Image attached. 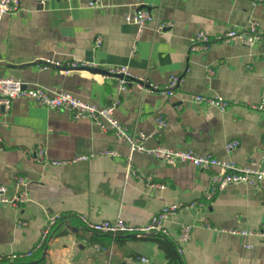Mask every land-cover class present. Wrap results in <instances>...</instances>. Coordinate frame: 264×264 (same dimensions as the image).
Returning a JSON list of instances; mask_svg holds the SVG:
<instances>
[{"label": "crops", "instance_id": "1", "mask_svg": "<svg viewBox=\"0 0 264 264\" xmlns=\"http://www.w3.org/2000/svg\"><path fill=\"white\" fill-rule=\"evenodd\" d=\"M87 1L21 0L18 10L0 15V76L67 90L98 106L113 104L114 115L128 131L147 135L146 147L210 152L264 168V112L248 107L264 97V43L216 39L251 20L264 30V2L110 0L92 6ZM139 8L149 10L152 19L137 37L138 26L125 15ZM163 21L169 25L159 27ZM199 30L212 41L204 51H191L189 43ZM40 56L95 66L68 73L57 67L40 69L34 64ZM109 65H126L159 86L172 74L182 80L172 95L144 91L134 83L119 91L116 77L102 76ZM194 93L219 95L231 105L222 111L193 100ZM158 116L165 120L160 128ZM0 136V184L13 195L15 177L23 176L28 192L18 205L0 201V264H264V233L229 231L264 225V192L259 188L240 182L217 189L204 205L169 215L167 235H110L85 229L79 215L90 220L119 215L133 224L146 223L165 204L203 200L216 168L169 165L145 151L130 152L126 141L95 122L24 97L0 110ZM233 139L238 145L226 150L225 143ZM37 146L47 162L31 158ZM80 155L88 156L76 158ZM128 160L131 171L126 173ZM53 213L61 219L44 246L32 257L11 259L10 253L37 242ZM180 223H190L192 229L178 250Z\"/></svg>", "mask_w": 264, "mask_h": 264}, {"label": "built area", "instance_id": "2", "mask_svg": "<svg viewBox=\"0 0 264 264\" xmlns=\"http://www.w3.org/2000/svg\"><path fill=\"white\" fill-rule=\"evenodd\" d=\"M21 0H0V15L6 12H14L19 9ZM38 3L44 4L47 0H35ZM110 0H88V5L100 6ZM255 2H264V0H251ZM152 19V14L145 8L136 9L133 13L125 15L127 22L135 23L138 26L137 37L141 31V27ZM169 22L163 21L159 23V27L168 26ZM239 39L240 41L253 44L264 43V30L259 27L256 20H251L245 28H228L221 34L216 36V39ZM212 41V38L204 31L199 30L191 38L189 49L191 51H204L207 49ZM100 44V38L96 39V45ZM36 67L46 69L48 67L60 68L63 72L68 73L72 69L80 67L95 66L92 63L79 61L77 59L71 60L66 64L52 58L40 56L34 60ZM208 72L212 73L213 69L208 68ZM102 76H114L117 79V88L119 91H126L130 83H134L137 87L144 91H158L165 95H172L182 80L179 74H172L169 76L168 82L164 86H159L146 77L132 73L126 65H109L102 69ZM15 97H24L33 100L34 102L53 109L68 110L74 119L87 118L95 122L102 130L111 131L115 136L128 143L130 152L145 151L150 153L155 158H158L169 165H175L181 162L191 163L200 168L215 167L216 170L210 176L209 189L203 194V200H193L189 202H173L163 205L157 212H155L146 223L133 224L125 221L122 217L117 215L114 219L90 220L84 215H79L82 226L85 229L116 235L118 233H129L136 236L159 234L167 235L170 230L164 224L165 219L185 208L202 206L212 199V196L217 189L229 183H248L252 187L259 188L264 192V168L259 163L249 165H239L232 160L220 159L210 152H197L192 149H179L158 144L153 147H146L144 139L146 134L142 131L130 132L114 115V105L98 106L93 102L81 99L71 92L63 89L50 88L39 83H26L19 79H14L8 76H0V110H7L10 107L11 100ZM193 100L197 102H204L213 104L220 110H226L231 101L219 95L206 96L198 93L192 95ZM251 109H256L264 112V97L256 102L248 104ZM158 128L165 124L163 117L156 118ZM1 141V136H0ZM238 145V140H230L225 143V149L231 150ZM106 153L117 154L115 150H107ZM90 153L89 155H93ZM261 158L264 160V139L261 143L260 150ZM31 158L47 162L44 149L41 146L35 147L30 151ZM88 155H80L76 158H87ZM52 163H60L65 161L53 160ZM131 171V162L128 160L126 164V173ZM17 190L13 195H8L6 186L0 184V201L4 203H11L18 205L28 199L27 179L23 176L15 177ZM61 215L53 213L47 217L44 227L41 230L40 237L37 242L28 250L23 252H12L9 254L11 259H21L32 257L33 254L41 249L49 239L53 227L60 221ZM192 224L180 223L176 235V244L178 250L191 234ZM231 232H238L241 234L261 235L264 233V225L256 229H229ZM146 260L145 257H142Z\"/></svg>", "mask_w": 264, "mask_h": 264}]
</instances>
